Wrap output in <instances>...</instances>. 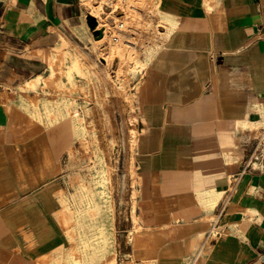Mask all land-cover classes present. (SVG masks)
<instances>
[{
	"label": "crops",
	"instance_id": "obj_1",
	"mask_svg": "<svg viewBox=\"0 0 264 264\" xmlns=\"http://www.w3.org/2000/svg\"><path fill=\"white\" fill-rule=\"evenodd\" d=\"M87 15L82 0H0V88L44 73L61 36ZM175 20L138 93L137 163L148 184L139 212L148 226H172L160 251L184 262L226 203L219 222L233 232L201 264H264V169L244 168L264 117V0H207ZM59 163L44 140L0 147V264H42L23 230L36 241L52 230L58 242V222L43 215L57 206L44 185Z\"/></svg>",
	"mask_w": 264,
	"mask_h": 264
},
{
	"label": "rangeland",
	"instance_id": "obj_2",
	"mask_svg": "<svg viewBox=\"0 0 264 264\" xmlns=\"http://www.w3.org/2000/svg\"><path fill=\"white\" fill-rule=\"evenodd\" d=\"M82 2L100 18L101 34L94 36L86 17L61 36L44 73L0 88V147L44 140L48 156L60 162L56 179L44 185L56 189L57 206L43 215L58 222L59 240L52 230L42 229L38 241L23 230L27 249L42 252V264H201L211 243L233 227H226L228 219L213 227L212 216L189 259L162 255L172 226H148L139 212L148 184L137 163L145 135L138 93L153 58L149 52L156 54L175 27L164 15L181 18L207 0ZM48 239L56 244L46 245Z\"/></svg>",
	"mask_w": 264,
	"mask_h": 264
},
{
	"label": "built area",
	"instance_id": "obj_3",
	"mask_svg": "<svg viewBox=\"0 0 264 264\" xmlns=\"http://www.w3.org/2000/svg\"><path fill=\"white\" fill-rule=\"evenodd\" d=\"M123 23H120L119 26L123 27ZM119 38L114 37V42H118ZM253 137L250 140L248 145L252 146L251 153L249 157L245 160V169H264V117L261 118V122L253 127ZM226 203H224L217 216L216 222L212 225L219 226V219L221 215L226 211ZM218 234L222 235L220 232Z\"/></svg>",
	"mask_w": 264,
	"mask_h": 264
},
{
	"label": "water",
	"instance_id": "obj_4",
	"mask_svg": "<svg viewBox=\"0 0 264 264\" xmlns=\"http://www.w3.org/2000/svg\"><path fill=\"white\" fill-rule=\"evenodd\" d=\"M87 23L90 27V29L92 30L94 36H98L101 34V30L98 29V20L95 16L88 14L87 15Z\"/></svg>",
	"mask_w": 264,
	"mask_h": 264
},
{
	"label": "bare ground",
	"instance_id": "obj_5",
	"mask_svg": "<svg viewBox=\"0 0 264 264\" xmlns=\"http://www.w3.org/2000/svg\"><path fill=\"white\" fill-rule=\"evenodd\" d=\"M91 15H93V16H95L96 18H97V20H98V29H101V24H100V18L95 14V13H93V12H89ZM164 17L166 18V19H168L170 22H171V24L172 25H174L175 27H176V25H177V21L174 19V17H172V16H170L169 14H165L164 15ZM91 30V29H90ZM91 32H92V30H91ZM93 33V32H92ZM154 52V51H153ZM153 52L151 51V52H149V57L151 58V56H152V54H153ZM106 61H107V59H106V57H103ZM75 63V62H74Z\"/></svg>",
	"mask_w": 264,
	"mask_h": 264
}]
</instances>
